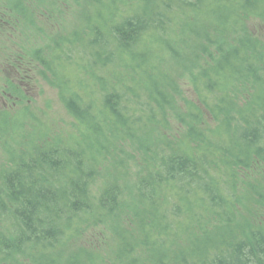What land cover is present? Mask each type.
I'll list each match as a JSON object with an SVG mask.
<instances>
[{
    "label": "trees",
    "instance_id": "16d2710c",
    "mask_svg": "<svg viewBox=\"0 0 264 264\" xmlns=\"http://www.w3.org/2000/svg\"><path fill=\"white\" fill-rule=\"evenodd\" d=\"M5 1L0 32L58 8ZM78 16L28 62L67 125L0 112V264H264V0Z\"/></svg>",
    "mask_w": 264,
    "mask_h": 264
},
{
    "label": "rangeland",
    "instance_id": "374dc122",
    "mask_svg": "<svg viewBox=\"0 0 264 264\" xmlns=\"http://www.w3.org/2000/svg\"><path fill=\"white\" fill-rule=\"evenodd\" d=\"M1 1L4 5L7 4L5 0ZM81 2L82 0H57L58 8L57 10L55 8L50 16L43 18L40 13L44 9L40 8L34 10L39 12L32 17L30 22L13 27L15 31L9 27L1 30L0 112L14 111L24 106L41 122L49 126L64 128L67 125L68 119L59 104L56 92L46 87L37 78L33 65L28 62H31L32 54L37 49L46 48L52 37L71 31L79 23L78 12ZM250 29L252 34L259 35L260 39L264 40V25L254 24ZM16 53H21L24 61L21 73L13 67L12 58H16ZM11 86H15V89ZM11 89L15 90L18 96L23 94L24 100L21 103L23 105L19 104L14 107L18 98Z\"/></svg>",
    "mask_w": 264,
    "mask_h": 264
}]
</instances>
